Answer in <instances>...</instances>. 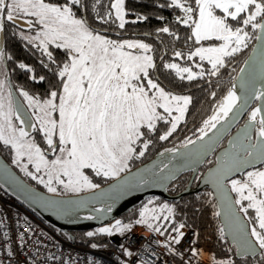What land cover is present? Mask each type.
Returning <instances> with one entry per match:
<instances>
[{
  "label": "snow or ice",
  "instance_id": "1",
  "mask_svg": "<svg viewBox=\"0 0 264 264\" xmlns=\"http://www.w3.org/2000/svg\"><path fill=\"white\" fill-rule=\"evenodd\" d=\"M77 6L84 8L83 0H0V33L5 32L6 26L20 29L19 33L12 31V34H18L45 54L55 66L53 76L58 77V90L50 91L49 98L42 102L22 92L28 106L34 109L32 115H36V109L41 113L36 116L38 128L28 118L23 105L13 99L10 89L5 96L7 82L0 79V142L14 149V162L32 179L44 184L51 193L57 192L53 181L72 192L98 188L99 185L85 174V169H93L96 175L104 177H116L129 170V162L134 157H143L152 144L148 134L156 132L157 125L162 122L170 127L157 138L167 140L176 131L192 101L191 96L166 91L158 78H153L151 73L157 65L149 54L152 51L149 44L138 40L116 41L95 32L86 19L77 16ZM124 6L125 0H113L106 16L100 19L108 23L114 9L118 26L123 29L126 23ZM171 6L182 9L184 15L177 18L178 22L189 28L191 35L187 39L200 45L188 54L187 59L198 57L200 61H207L213 76L226 67L228 58L246 49L251 39L260 42L258 73L253 68L252 72L238 79L242 88L253 90L261 106L252 109L249 114L245 135L248 144L241 145L243 154L237 152L231 156L232 166L236 170L245 165L254 167L256 159L264 161V0H193L191 4L187 0H171ZM25 27L35 34L26 35L23 31ZM249 29L258 34L251 35ZM160 31L170 33L168 27ZM204 42L209 43L205 46ZM53 45L55 49L64 50L65 59L61 64H57L54 51L49 50ZM133 50H139V54ZM183 55L180 51L175 52L176 57L183 58ZM5 59L11 57H5L3 49H0V64ZM20 67L25 68V65L21 64ZM163 67L173 70L181 81H193L204 75L201 64H196L201 69L199 72L178 63H167ZM241 72L244 73L245 69H241ZM0 75H3L2 70ZM39 79L43 81L45 78L41 76ZM257 83L258 95L255 93ZM212 95L215 96V93ZM240 99L234 90H230L199 129L201 136L198 139L208 135L206 129H215L221 119H228ZM14 120L43 132L48 153L54 158L49 159L45 150L34 138L29 139V133L24 127L17 126ZM251 131L256 133L255 143L252 142ZM188 144H195V141L188 139L182 147L187 148ZM25 157L27 163H23ZM29 165L34 166L35 173L43 170L47 179L29 171ZM227 171H232V168ZM140 182L147 183V180L141 178ZM219 182L217 177L214 183ZM231 191L237 194L235 203L241 205L245 214L250 209L254 210V226L250 233L244 234L240 252L255 254L257 244L259 249L264 250V170L248 171L246 179L232 180ZM163 210H167V216L162 217L155 214L156 210L145 208L135 223L144 224L165 236L169 227L150 223L148 219L149 212H152V221L169 220L173 215L172 209L165 204ZM184 227L181 223L171 228L175 235L166 236L162 246L169 252H172L173 245L181 244ZM131 228V224H122L117 220L112 228L105 227L99 231L113 234V230L123 233ZM88 235L94 233L89 232ZM248 235L255 239V243L247 239ZM185 251L198 254L192 249ZM174 254L183 256V252ZM261 259L264 262V252ZM213 264L234 262L230 259L217 261L213 257Z\"/></svg>",
  "mask_w": 264,
  "mask_h": 264
},
{
  "label": "trees",
  "instance_id": "2",
  "mask_svg": "<svg viewBox=\"0 0 264 264\" xmlns=\"http://www.w3.org/2000/svg\"><path fill=\"white\" fill-rule=\"evenodd\" d=\"M83 2L84 8L77 6V16L86 19L90 26L107 31L111 37L119 35L127 38L148 40L154 46L156 63L159 62L158 60L162 57L164 50L168 56L166 59L172 58L171 54L174 56L176 51H180L184 54L183 58H180L183 67H191L193 65L196 68V72L201 71L200 68L194 65L195 58L193 60L187 59L188 54L194 51L197 44L194 40L187 39L191 35V32L187 26L179 23L177 19L183 16L184 13L182 9L171 6V0H125L124 7L127 21L123 29L119 28L115 22H111V19L108 23H104L100 19V17L106 15L107 5L105 1L102 4L101 10L97 8V0H83ZM187 2L191 4L193 0H187ZM164 27H168L170 33L174 35L161 32L160 29ZM12 31L19 33L20 29H12L11 26H6L4 32V52L6 57H11V59H7L11 83L16 91L27 92L30 96L44 101L49 98L48 93L50 91L58 90V77H54L52 71L55 66L48 61L46 55L37 49L34 44H29L28 41L22 39L18 34L14 36ZM23 31L26 35L30 34L26 29H23ZM249 31L253 36L257 34L254 30L249 29ZM175 37H179V39ZM254 42L255 39H251L246 49L228 58L226 67L221 68L219 73L214 76L210 74L211 65L207 62L201 64L204 70L203 77H198L193 81H188L187 79L181 81L175 76L173 70L167 71L163 67V64L160 67L157 66L154 74L158 77L163 87L171 88L172 91L188 93L192 97L189 116L167 140H159L157 137L158 135H162L169 128V125H166L165 129L159 126L156 132L149 133L148 136L153 142L143 157L132 160L131 170L150 161L161 151L174 146L181 147L188 139H194L199 129L204 126V122L213 115L217 110L218 104L226 96L231 84L247 59ZM49 50L54 51L57 64H61L64 61L63 49H55L54 46H50ZM21 64H24L25 68H21ZM41 76L45 78L43 81L39 79ZM213 93H215V96L212 95ZM0 154L10 164L14 161V150L10 146L3 145L1 142ZM209 166L210 164L206 162L201 168L194 182V187L198 184L199 179L208 170ZM90 173L94 182L100 186L110 182V180L95 177L92 172ZM190 178L191 174H185L180 177L169 187V194L174 196L182 193L189 184ZM159 202L164 203L161 199H159ZM144 203L122 217L123 223H129L136 218L139 213L138 211ZM167 204L171 206L173 215L169 220L164 221V223H170L169 230L171 229V225L175 227L181 223L187 228L195 230L197 233L195 241L196 249L201 255H209L215 257L216 260L232 257L237 264H264L261 255L255 260L250 258L239 260L236 258L235 247L231 246L223 235L222 225L217 215V204L210 190H205L202 193L184 197L180 201L169 202ZM89 232L94 233V235L89 236ZM89 232L74 233L75 241L82 246L91 248L93 245L103 248L113 246L114 242L109 235L101 234L98 230ZM128 233V231H125L118 234V237L122 238Z\"/></svg>",
  "mask_w": 264,
  "mask_h": 264
},
{
  "label": "water",
  "instance_id": "3",
  "mask_svg": "<svg viewBox=\"0 0 264 264\" xmlns=\"http://www.w3.org/2000/svg\"><path fill=\"white\" fill-rule=\"evenodd\" d=\"M259 44L260 42L255 39L254 45L241 67V69H245V72L242 73L240 69L228 90V92L234 90L236 95L241 98L237 107L229 113L228 119H221L215 129H207V136L198 139L200 134L192 139L195 144H188L187 148L182 146L171 147L170 149L174 150L172 152H169L168 149L161 151L150 161L106 185L73 196H55L34 187L0 154V187L55 230L65 233L72 239H74L76 232L100 230L103 226L120 220L151 198L156 197L167 202H176L184 197L210 190L217 204L223 234L230 245L235 247L236 258L255 260L263 252L259 249L258 244L255 254H242L240 252V247L244 243V234L250 233V224L243 212L240 211L238 204L235 203L236 198L231 191L229 182L242 177L248 171L264 166V161L256 159L254 167L245 165L236 170L231 161L232 154L241 152L242 144L245 146L248 144L245 135L251 110L261 106V101L254 97L253 90L242 88L241 80L238 79L244 77L246 73L252 72L253 68L258 73ZM0 49L5 51V33H0ZM254 57L255 64H253ZM4 62L8 69L7 59ZM246 65L248 66L246 67ZM8 84L13 93V99L23 105L28 118L35 124L23 100L13 88L10 77H8ZM258 90L259 83L256 85V95H258ZM243 121L244 123L241 125ZM23 126L27 128L29 136L34 133V129L27 125ZM251 136L253 137L252 142L255 143V131H251ZM227 138L225 147L217 152L219 146ZM234 144L235 147H233ZM181 154L185 155L182 156ZM214 154H216L215 164L204 172L198 184L193 187L201 168ZM228 168H232V171H227ZM185 174H191L186 189L178 195H170L167 191L169 187ZM217 177L220 180L219 184L214 183ZM141 178L147 180V183L140 182ZM111 239L115 241L119 237L115 236ZM247 239L255 243V239L250 235L247 236Z\"/></svg>",
  "mask_w": 264,
  "mask_h": 264
},
{
  "label": "built area",
  "instance_id": "4",
  "mask_svg": "<svg viewBox=\"0 0 264 264\" xmlns=\"http://www.w3.org/2000/svg\"><path fill=\"white\" fill-rule=\"evenodd\" d=\"M182 231L185 233L183 240L180 245L172 246V252L162 246L167 235H175L171 231L165 236L131 231L119 237L113 248L85 247L68 235L61 236L62 232L41 221L33 211L0 189L2 264H204L199 254L185 251L197 252L195 231L187 227ZM180 252L183 256L174 254Z\"/></svg>",
  "mask_w": 264,
  "mask_h": 264
},
{
  "label": "rangeland",
  "instance_id": "5",
  "mask_svg": "<svg viewBox=\"0 0 264 264\" xmlns=\"http://www.w3.org/2000/svg\"><path fill=\"white\" fill-rule=\"evenodd\" d=\"M104 1H105V3H106V5H107V11H106V13L110 10L109 9V5L113 2V0H99V2H97V8L99 9V10H101L102 9V4L104 3ZM112 11V18H111V22H113V21H115V23L116 24H118L119 25V20L118 19H116V17H115V10L114 9H112L111 10ZM126 12V11H125ZM106 16V15H105ZM79 17V16H78ZM114 19V20H113ZM125 21H127V19H126V15H125ZM89 25V24H88ZM89 27L91 28V29H93L95 32H97V33H99V34H101V35H104V36H106L107 38H109V39H112V40H116V41H124V40H138V41H142V42H144V43H147V44H149L150 46H151V49H152V51L149 53L150 55H152L153 56V58H154V61H155V63H156V57L154 56V46L151 44V42H149L148 40H141V39H136V38H127V37H122V36H119V35H114L115 37H111V36H109V33H106L107 31H103V30H97L96 31V29H94V28H92L90 25H89ZM35 33L34 32H32L31 34H28V35H34ZM209 42H204V45L205 46H207V44H208ZM217 43H219V42H217ZM54 46V45H53ZM200 45H198L197 44V46L196 47H199ZM126 51H128V49H125ZM133 51H136L137 52V54H139V50H133ZM160 60V59H159ZM158 60V61H159ZM179 60H180V62H181V59L179 58ZM195 63H194V65L196 66V64H202V63H204V62H207V61H200L199 60V58L198 57H195ZM158 63V62H157ZM157 63H156V65H157ZM165 64H167V63H178V64H180L182 67H183V64H181V63H179L177 60H175V59H173V58H168V59H165V62H164ZM191 67H192V69H193V71H195L196 72V68L193 66V65H191ZM0 70H2V72H3V75H0V79H5L6 81H7V75H6V72H7V70H6V67H5V63L3 62V64H0ZM167 71H170L169 69H167ZM155 70H153L152 71V76H153V78L154 79H156V78H158L155 74ZM160 77V76H159ZM159 80V79H158ZM161 80V79H160ZM10 88H9V84L7 83V87H6V90H5V96L7 95V91L9 90ZM166 91H168V90H166ZM173 94H176V95H186V96H190V95H188V93H182V91H175V92H173ZM192 98V97H191ZM190 105H191V103H190ZM190 105L188 106V109H187V112L185 113V116H184V118L180 121V123H179V125H178V127H177V129H176V131L179 129V126H181V124L186 120V118L189 116L188 114H189V108H190ZM160 111H162V109L160 110ZM173 115H176V113H173ZM159 126H161V128L162 129H165V126L166 125H164L162 122L161 123H159L158 125H157V127H159ZM169 127H170V125H169ZM166 130H168V129H166ZM175 131V132H176ZM199 132V131H198ZM2 143V142H1ZM14 150V149H13ZM139 150H140V147H139V143H138V145H137V152H139ZM135 158V157H134ZM133 158V159H134ZM132 159V160H133ZM14 160H15V150H14ZM132 160L129 162V170H127V171H125V172H121L120 174H119V176H116V177H104L103 175H96V173H95V171L93 170V169H85L84 170V172H85V174L86 175H88V177L91 179V181L94 183V184H97L96 182H94V180L91 178V176H89V175H91V173L90 172H92L95 176H98V177H100V178H108V179H111V181L112 180H114V179H117V178H119V177H121L122 175H124V174H126L127 172H129V171H131V168H132ZM14 162V161H13ZM23 162L24 163H27V158L25 157L24 159H23ZM31 168H34V166L33 165H29V168H28V170L29 169H31ZM35 169V168H34ZM258 169H260V170H264V166H262V167H260V168H258ZM254 170H256V169H253V170H251V171H254ZM40 176H43L44 178H45V180L47 179L46 177L47 176H45L44 175V172H43V170L40 172ZM63 179H65V181L67 180V178L66 177H62ZM243 179H246V175L242 178V179H238V180H243ZM100 181H102V180H100ZM109 183V182H108ZM42 184V183H41ZM42 185H44V184H42ZM106 185V184H105ZM45 186V185H44ZM53 186L54 187H56L57 188V191H60L62 194L61 195H69V194H74V195H79V194H82V193H87V192H90V191H93V190H96V189H98V188H100V187H102V186H104V185H99V187L98 188H95V189H88V188H85L84 190H82V191H79V192H72V191H67V190H65L64 189V187H63V185H59V184H57L55 181H53ZM45 190L48 192V189H47V187H45ZM57 193V192H56ZM234 193V195L236 194L235 192H233ZM235 198H236V200L238 199V196H237V194L235 195ZM159 199L160 198H156V197H154V198H151V199H149V200H147L145 203H144V205L141 207V209L138 211L139 213H138V216L136 217V218H134L131 222H129V223H123V220L122 219H120L119 221H121V223L122 224H131L132 225V228L130 229L131 231H141V232H154V231H152L151 229H149L146 225H144V224H136L135 222L138 220V219H140V213L142 212V211H144V209L145 208H148V209H154V210H156V212H155V214H158V215H160V216H167L168 215V212H167V210H163L162 211V209H163V205H168L169 206V208L170 209H172L171 208V206L169 205V204H167V203H169V202H167V201H164V203H160L159 202ZM162 200V199H161ZM246 201L244 202V204L246 205ZM238 206H239V208H240V211L241 212H243L242 210H241V205H239L238 204ZM243 214L245 215V217L247 218V220H248V222H249V224H250V230H251V227L252 226H254L253 224H252V218L254 217V210H249V212H248V214H245L244 212H243ZM153 215V213L152 212H149V214H148V219H149V222L150 223H159V224H161V225H165V226H168L169 228H170V223H167V224H165L164 223V221L165 220H163V219H161L160 221H152L151 220V216ZM175 227H177V226H175ZM171 228H174V227H172V225H171ZM101 229V228H100ZM130 230H127L129 233L131 232ZM126 231V232H127ZM171 231V229L169 230V232ZM98 232H100L99 230H98ZM168 232V233H169ZM101 233V232H100ZM167 233V234H168ZM101 234H105V235H109L110 237H115V236H118V234H121V233H116V231L114 230L113 231V234H107V233H101ZM222 235V234H221ZM224 235V234H223ZM225 237V236H224ZM196 238H197V234H196ZM195 241H196V239H195ZM195 247H196V244H195ZM197 250V249H196ZM198 252V251H197ZM263 252H264V250H263ZM198 254H199V256H200V258H201V260H202V262L204 263V264H213V257H211V256H209V255H201L199 252H198ZM260 256V255H259ZM259 256H257V257H259ZM232 260L233 262H234V264H237L236 262H235V260H234V258H232V257H228V258H226V259H221V260ZM217 261H219V260H217ZM256 264H259V263H256Z\"/></svg>",
  "mask_w": 264,
  "mask_h": 264
},
{
  "label": "flooded vegetation",
  "instance_id": "6",
  "mask_svg": "<svg viewBox=\"0 0 264 264\" xmlns=\"http://www.w3.org/2000/svg\"><path fill=\"white\" fill-rule=\"evenodd\" d=\"M83 12L85 13V11L83 10ZM92 27V26H91ZM25 28H27V27H25ZM92 28H94V29H96L95 27H92ZM25 30V29H24ZM27 31H29L30 32V34L32 33L30 30H28V29H26ZM97 30H99V29H96V31ZM106 33H108V32H106ZM162 45H164V44H162ZM165 46V45H164ZM164 46H162V47H164ZM165 48V47H164ZM178 50H180V49H178ZM168 56H167V52L164 50V52H163V55H162V57L160 58V60H159V62L157 63V66L158 67H160V65L161 64H165L164 62H165V59L167 58ZM171 57L173 58V59H175V60H177L179 63H181L180 62V60H179V58L180 57H176L175 55L173 56L172 54H171ZM5 63V62H4ZM7 63V62H6ZM7 66H8V63H7ZM7 70V69H6ZM9 70H7V72H8ZM6 72V74H7V83H8V77H10V72H8L7 73ZM10 80H11V77H10ZM15 89V88H14ZM165 90H168V91H171L172 93L173 92H175V91H172V89L171 88H165ZM195 90V89H194ZM15 91H16V89H15ZM17 93H18V95L21 97V99L23 100V102H24V104L26 105V107H27V109L29 110V112H30V114L32 115V113H33V111H34V109L33 108H31V107H29L28 106V101H27V99L22 95V92L23 91H16ZM183 93V92H182ZM42 102V101H41ZM35 112H36V115L34 116V115H32V117H33V119H34V121H35V124H36V127L38 128L39 127V121L36 119V116H38V115H40L41 113L39 112V109H36L35 110ZM247 118V117H246ZM246 118H245V120H246ZM14 123H16L17 124V126H19V127H24L25 128V126H23V125H19V120H14ZM244 123V121L241 123V125ZM32 130V129H31ZM25 131H27V128H25ZM29 139H32V138H34L35 139V142L37 143V144H39L40 146H41V148L42 149H44L45 150V152L48 154V158L49 159H53L54 157H53V155L52 154H50V153H48V150H47V144H46V141H45V139H44V135H43V132H39V131H36V130H34V133L31 135V136H29L28 137ZM227 140H228V138L219 146V148H218V150H217V152L220 150V149H222V148H224L225 147V145H226V143H227ZM215 156H216V154H214L207 162L210 164V166L207 168V169H209V168H211L214 164H215ZM24 163V162H23ZM11 165L14 167V169L28 182V183H30L31 185H33L34 187H36V188H38V189H40V190H42V191H44V192H46V193H48V194H52V195H55V196H73L74 194H69V195H61L62 193L60 192V191H57V193H51V192H47L46 190H45V186L44 185H42L40 182H39V180H34V179H32V177H30V176H28L27 174H26V172L23 170V168L21 167V166H19V165H17L15 162H11ZM28 168H29V166H28ZM29 171H32L35 175H37V176H40V173H35V169L34 168H31V169H29ZM246 174H244V176H245ZM90 176V175H89ZM95 176V175H94ZM243 176V177H244ZM95 177H98V176H95ZM243 177H238V178H235L236 180H238V179H242ZM47 178V177H46ZM98 178H100V177H98ZM45 179V178H44ZM104 180H110L111 181V179H108V178H103ZM234 180V179H233ZM229 185H230V187H231V181L229 182ZM193 187H194V185H193ZM236 195V194H235Z\"/></svg>",
  "mask_w": 264,
  "mask_h": 264
},
{
  "label": "bare ground",
  "instance_id": "7",
  "mask_svg": "<svg viewBox=\"0 0 264 264\" xmlns=\"http://www.w3.org/2000/svg\"><path fill=\"white\" fill-rule=\"evenodd\" d=\"M7 69V68H6ZM8 70V69H7ZM12 84V83H11ZM13 86V85H12ZM14 88V87H13ZM207 130V129H206ZM206 172V171H205ZM0 189L1 190H3L1 187H0ZM168 191V190H167ZM169 193V192H168ZM199 194V193H198ZM180 201V200H179ZM39 219L41 220V221H44L41 217H39ZM115 223H116V221L115 222H113V223H111V224H109V225H105V226H103L102 228H105V227H108V228H112L114 225H115ZM52 227V226H51ZM186 227V226H185ZM53 228V227H52ZM193 230V229H192ZM114 231V230H113ZM195 231V230H194ZM15 232H16V234L19 236V237H21V238H24L18 231H16L15 230ZM195 233H196V231H195ZM108 234V233H107ZM197 234V233H196ZM61 236H63V237H66V234L65 233H61ZM71 238V237H70ZM72 239V238H71ZM72 240H75V239H72ZM115 241H117V240H115ZM115 241H113V242H115ZM105 248H113V246H111V247H105Z\"/></svg>",
  "mask_w": 264,
  "mask_h": 264
}]
</instances>
